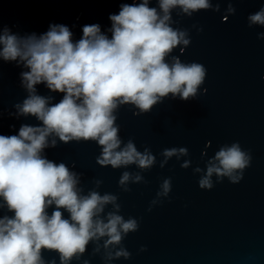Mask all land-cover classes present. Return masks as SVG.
Segmentation results:
<instances>
[{
    "label": "clouds",
    "instance_id": "clouds-1",
    "mask_svg": "<svg viewBox=\"0 0 264 264\" xmlns=\"http://www.w3.org/2000/svg\"><path fill=\"white\" fill-rule=\"evenodd\" d=\"M119 9L118 14L109 15L111 38L99 24L84 25L81 38L75 41L63 24H52L39 36H21L6 26L0 28V58L27 69L20 73L27 97L14 105L16 112L10 115L31 116L40 122L37 126L22 124L16 135H0V208L13 213L0 216V264H49L43 250L58 253L60 264H71L81 259L90 242L95 245L93 254L103 250L106 264L130 258L122 241L139 230V221L119 214L117 195L97 191L101 180H95V188L84 194L79 186L82 174L63 162L49 160L44 150L55 148L58 140L65 144L95 141L101 148L96 158L100 166L135 165L140 170L122 172L118 181L122 191H131L130 184L145 182L141 172L157 163L156 156L148 147L139 151L131 138L127 142L121 139L115 113L121 106L131 105L136 109L133 114L139 116L169 96L185 102L197 97L206 68L196 62L183 63L178 56L166 61L175 48L180 46L183 53L191 43L187 29L172 27L176 23L172 12L178 10L177 15L187 17L201 10L220 12V3L157 0V7H150V0H140L121 3ZM224 11L225 20L235 14L231 0ZM247 20L249 27L264 26V6ZM257 38L264 39V32ZM41 83L52 93H63V98L53 103V96L38 94L36 86ZM160 155L159 166L164 168L173 157H188L189 151L172 147ZM251 159L248 151L233 142L222 145L207 160L205 169L196 167L193 172L200 174L199 187L210 190L213 176L216 182L227 178L238 183ZM190 166L189 159L181 164L184 169ZM171 187V178L163 179L149 211L168 197ZM53 205L49 215L47 209ZM109 205L111 210L105 212Z\"/></svg>",
    "mask_w": 264,
    "mask_h": 264
},
{
    "label": "water",
    "instance_id": "water-1",
    "mask_svg": "<svg viewBox=\"0 0 264 264\" xmlns=\"http://www.w3.org/2000/svg\"><path fill=\"white\" fill-rule=\"evenodd\" d=\"M133 2L140 0H0V28L6 26L21 36H39L50 25L63 24L75 41L81 38L84 25L99 24L111 38L109 15L118 14L121 3ZM211 2L220 3V12L201 10L192 17L172 12L176 21L172 27L187 29L191 43L183 53L180 46L175 48L166 61L178 56L183 63L196 62L206 68L197 97L185 102L169 96L139 116L133 114L136 109L131 105L115 113L121 139L131 138L139 151L148 147L156 156L157 163L141 172L145 182L122 191L118 186L122 172L140 170L135 165L100 166L96 158L101 148L95 141L65 144L58 140L55 148L44 150L49 160L63 162L82 174L79 186L84 194L95 188V180H101L97 191L117 195L119 214L139 221V230L122 241L130 258L107 264H264V39L257 38L264 26L249 27L247 20L264 6V0H231L236 12L227 20L223 16L229 0ZM150 7H157V0H150ZM22 71L27 69L0 58V135H16L22 124H40L35 117L10 115L16 112L14 105L27 97L21 85ZM36 88L40 95L53 96V103L63 98V93H52L43 83ZM233 142L252 157L243 178L233 184L227 178L216 182L213 176L214 187L201 189L200 174L193 169H205L222 145ZM172 147H186L189 156L173 157L161 168L160 153ZM185 159L191 160L187 169L181 167ZM165 178H171V192L149 211ZM54 208L47 209L49 215ZM110 210L111 205L105 212ZM4 214L13 215L0 208V216ZM94 247L90 242L81 259L71 264L84 260L106 264L103 250L93 254ZM141 247L146 251H140ZM42 256L49 264L53 260L60 264L55 251L43 250Z\"/></svg>",
    "mask_w": 264,
    "mask_h": 264
}]
</instances>
